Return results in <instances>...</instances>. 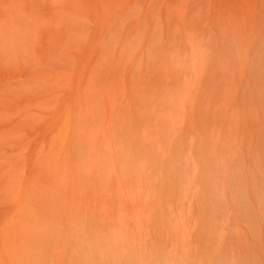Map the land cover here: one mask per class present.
I'll use <instances>...</instances> for the list:
<instances>
[{"label":"rangeland","instance_id":"obj_1","mask_svg":"<svg viewBox=\"0 0 264 264\" xmlns=\"http://www.w3.org/2000/svg\"><path fill=\"white\" fill-rule=\"evenodd\" d=\"M0 264H264V0H0Z\"/></svg>","mask_w":264,"mask_h":264},{"label":"clouds","instance_id":"obj_2","mask_svg":"<svg viewBox=\"0 0 264 264\" xmlns=\"http://www.w3.org/2000/svg\"><path fill=\"white\" fill-rule=\"evenodd\" d=\"M109 240L112 244L115 245H122L125 243V237L121 233H113Z\"/></svg>","mask_w":264,"mask_h":264}]
</instances>
